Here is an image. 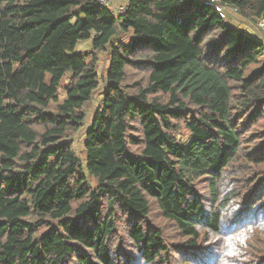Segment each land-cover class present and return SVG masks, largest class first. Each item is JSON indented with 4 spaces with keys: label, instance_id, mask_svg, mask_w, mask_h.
Wrapping results in <instances>:
<instances>
[{
    "label": "trees",
    "instance_id": "obj_1",
    "mask_svg": "<svg viewBox=\"0 0 264 264\" xmlns=\"http://www.w3.org/2000/svg\"><path fill=\"white\" fill-rule=\"evenodd\" d=\"M206 1L0 0V264H264V0Z\"/></svg>",
    "mask_w": 264,
    "mask_h": 264
},
{
    "label": "rangeland",
    "instance_id": "obj_2",
    "mask_svg": "<svg viewBox=\"0 0 264 264\" xmlns=\"http://www.w3.org/2000/svg\"><path fill=\"white\" fill-rule=\"evenodd\" d=\"M230 16H234V15H231L230 13ZM244 22V21H243ZM239 30H243V31H248L249 29L247 28L248 24L247 23H243V24H234ZM89 48V44L88 43H82L79 47H78V51L77 53L78 54H81L83 55ZM100 65L102 66L103 65V70L106 69L107 67V64H108V56H106L105 54H101L100 55ZM101 66L99 68V71L101 69ZM70 74L71 72H67L65 74V76L63 77V80L61 82V86L59 88V91H58V99H59V103L62 102V100L64 99V88L67 87V82H68V79L70 77ZM49 76H47V82H49ZM102 91V90H101ZM97 101H98V94H96V97L93 101V103L91 104V107H90V110H89V113H88V118H87V121H86V124H85V127H88L89 124H90V121L92 120V117L94 115V113L96 112L97 110ZM58 104H51V107L52 108H55ZM83 129L78 133V135L76 136V140H75V146H76V150L77 152L80 151L81 147H80V144L83 142L84 140V137H83ZM179 138L180 140H186L189 138V134L188 132L185 130V129H182L181 133L179 134Z\"/></svg>",
    "mask_w": 264,
    "mask_h": 264
},
{
    "label": "built area",
    "instance_id": "obj_3",
    "mask_svg": "<svg viewBox=\"0 0 264 264\" xmlns=\"http://www.w3.org/2000/svg\"><path fill=\"white\" fill-rule=\"evenodd\" d=\"M206 3L211 5L222 19H226L230 16V14L227 13V10L215 1L208 0ZM97 5L101 8L110 10L113 16L119 17L125 15L128 12L130 0H124L121 4L115 3L114 0H97ZM258 30L264 32V21L258 22Z\"/></svg>",
    "mask_w": 264,
    "mask_h": 264
},
{
    "label": "crops",
    "instance_id": "obj_4",
    "mask_svg": "<svg viewBox=\"0 0 264 264\" xmlns=\"http://www.w3.org/2000/svg\"><path fill=\"white\" fill-rule=\"evenodd\" d=\"M123 1H124V0H114V2L117 3V4H121ZM234 21H235V24H236V22H237V23H240V24H243V22H242L241 20H238V19H236L235 17H234ZM249 30L252 31V28L249 29Z\"/></svg>",
    "mask_w": 264,
    "mask_h": 264
},
{
    "label": "clouds",
    "instance_id": "obj_5",
    "mask_svg": "<svg viewBox=\"0 0 264 264\" xmlns=\"http://www.w3.org/2000/svg\"><path fill=\"white\" fill-rule=\"evenodd\" d=\"M225 264H228V262H225Z\"/></svg>",
    "mask_w": 264,
    "mask_h": 264
},
{
    "label": "bare ground",
    "instance_id": "obj_6",
    "mask_svg": "<svg viewBox=\"0 0 264 264\" xmlns=\"http://www.w3.org/2000/svg\"><path fill=\"white\" fill-rule=\"evenodd\" d=\"M244 59V58H243Z\"/></svg>",
    "mask_w": 264,
    "mask_h": 264
}]
</instances>
